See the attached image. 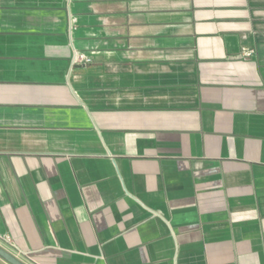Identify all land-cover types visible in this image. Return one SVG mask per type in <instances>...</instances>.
Returning a JSON list of instances; mask_svg holds the SVG:
<instances>
[{
    "label": "crops",
    "instance_id": "obj_1",
    "mask_svg": "<svg viewBox=\"0 0 264 264\" xmlns=\"http://www.w3.org/2000/svg\"><path fill=\"white\" fill-rule=\"evenodd\" d=\"M0 234L27 264H264V0H0Z\"/></svg>",
    "mask_w": 264,
    "mask_h": 264
},
{
    "label": "water",
    "instance_id": "obj_2",
    "mask_svg": "<svg viewBox=\"0 0 264 264\" xmlns=\"http://www.w3.org/2000/svg\"><path fill=\"white\" fill-rule=\"evenodd\" d=\"M0 257L5 259L10 264H27L22 259H20L18 256H16L14 253H12L10 250H8L6 247L0 244Z\"/></svg>",
    "mask_w": 264,
    "mask_h": 264
},
{
    "label": "built area",
    "instance_id": "obj_3",
    "mask_svg": "<svg viewBox=\"0 0 264 264\" xmlns=\"http://www.w3.org/2000/svg\"><path fill=\"white\" fill-rule=\"evenodd\" d=\"M74 60L75 61H82V62H90L92 60V58L84 53H76L74 56ZM4 240L7 241L9 243L12 242V238L10 237V235H2L0 234V241ZM1 244V243H0Z\"/></svg>",
    "mask_w": 264,
    "mask_h": 264
}]
</instances>
